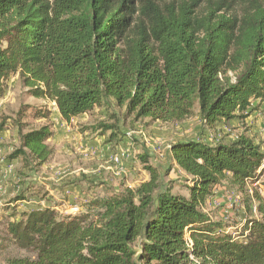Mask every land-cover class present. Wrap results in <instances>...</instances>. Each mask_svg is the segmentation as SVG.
Listing matches in <instances>:
<instances>
[{"label":"trees","instance_id":"16d2710c","mask_svg":"<svg viewBox=\"0 0 264 264\" xmlns=\"http://www.w3.org/2000/svg\"><path fill=\"white\" fill-rule=\"evenodd\" d=\"M11 75L67 124L100 110L106 121L82 132L109 133L108 144L144 119L197 115L213 130L264 106V0H0V99ZM30 114L13 120L19 143L6 159L21 163L18 174L39 172L55 153L50 125L27 131ZM168 156L190 178L189 196L174 194L147 157L150 179L96 203L95 220L23 211L8 232L34 257L10 264H264V195L254 186L262 147L245 135L186 138ZM225 181L242 193L253 186L260 218L246 221L242 238L204 212Z\"/></svg>","mask_w":264,"mask_h":264},{"label":"rangeland","instance_id":"374dc122","mask_svg":"<svg viewBox=\"0 0 264 264\" xmlns=\"http://www.w3.org/2000/svg\"><path fill=\"white\" fill-rule=\"evenodd\" d=\"M6 86L7 92L0 99V125L6 120V127L3 132L7 133L6 140H8V142H3L2 146L7 151L3 154L0 152V169L2 167L7 169V171L4 169L0 170V264H10V261L14 259L34 257V254L19 249L8 232L9 223L18 219L23 211L52 208L57 212L58 216L71 215L78 218L86 216L90 220H95L101 211L96 203L124 191L126 189L125 185H128L125 181L129 180L136 185L133 188H137L143 181H148L150 176L144 167L145 158L148 157L151 165L169 162V150L175 141L186 138L202 140L208 138L209 142L217 143L218 141H232L239 136L245 135L259 144L264 152V106L258 108L251 117L245 120H234L230 123H225L223 126L219 124L213 130L205 128L197 115L179 123L152 122L150 119H144L133 124L128 122L126 126H122V129L125 133H130L129 139L135 141L137 147L135 160L138 164L137 166H140L139 169L145 171L136 170V175L132 176L133 179L130 177L115 180L111 176L109 180L113 183L112 185L106 182L92 183L93 185H90L91 181L85 180L81 182L72 181L71 185L73 187L69 185L60 187L58 185L56 186L57 188L53 189L47 185L50 181L45 180L42 174L47 169L45 166L50 164V162H54L56 154L39 172L18 174V169L21 168L19 161L16 162L17 166L8 165L6 158L9 152L11 153L19 143L18 135L16 136L17 142L16 144L14 143L17 129L13 126V120L17 117V113L22 110L26 113H31L24 117L23 120L28 125L27 131L42 125H50L55 136L59 130L64 129L73 137L85 133L82 131L87 126L92 124L99 126L105 122V114H100V110H96L92 114L74 119L71 124L61 123L57 116L56 105L29 96L28 89L22 84L19 75H11L6 82ZM30 108L39 111H49V118L34 119L32 116L34 110H30ZM3 132H0V135ZM87 135L92 136L90 132ZM108 135L109 133L104 135V137L106 138ZM97 136L103 137L101 134H97ZM53 141L54 139L50 142V145L56 152V149L58 150L59 148ZM10 148H12L11 151L8 150ZM160 153H164L165 156L161 157ZM173 168L171 166L169 170L161 171V173H169L165 178L166 185L173 189L174 194L189 196L188 187L192 185L190 178L184 172L180 173L176 168L174 170ZM259 172L261 176L254 186L260 189L264 195V170ZM33 175H37L39 180L35 181ZM106 177L110 178L109 175ZM123 181L125 184H122ZM79 185L83 189L78 195L74 188ZM247 186L249 189H247V193H242L237 187H233L230 182L225 181L217 189L216 196L211 198L207 205L204 206V212L211 219L222 222L226 226L227 232L237 238L243 237L246 221L260 218L255 202H249L253 187L250 181H248ZM74 206L79 207L77 213L71 211Z\"/></svg>","mask_w":264,"mask_h":264},{"label":"crops","instance_id":"0c3cea01","mask_svg":"<svg viewBox=\"0 0 264 264\" xmlns=\"http://www.w3.org/2000/svg\"><path fill=\"white\" fill-rule=\"evenodd\" d=\"M57 116L60 120V114L58 111ZM61 123L63 122L61 121ZM220 125L223 126L225 124L222 123ZM2 134L4 135L2 136ZM2 134L0 135L1 154L7 151V149H3L2 147L3 142H8V140H6L7 133L3 132ZM90 135L92 136L87 135V133H81L73 137L64 129L57 132L53 142L59 149H56V152L54 153L56 154L54 162H50V164L45 166L47 169L46 171H43L44 173L42 174V177H44L45 180L50 181L47 184L48 186L55 189L58 185L60 187L63 185L72 186V181L81 182L85 180L91 181L90 185L98 182H106L112 185L113 183L109 180L111 179V176L114 177L115 180H120V178H130L136 175V170L145 171L139 169L140 166H137L138 164L135 160V150L137 147L135 141L132 139L125 137L120 144L113 145L106 143L104 136L99 137L97 136V133H90ZM16 136L17 134L14 136L15 144L17 142ZM207 141H209L208 138ZM11 149L12 148L8 150L11 151ZM154 164L159 167L160 171H166L173 166V170L176 168L177 171L183 173V171L181 172V170L175 165L173 159H170L167 163H161L159 165L157 163ZM12 165L13 167L17 166V163L14 162L11 166ZM3 169L7 171L4 167L0 170L2 171ZM48 169L49 171H47ZM107 175H109L110 178L106 177ZM33 176L35 181L39 180L37 175ZM124 181L122 184H125V182L128 183V185H125L126 188H133L136 186L129 180ZM74 189L79 195L83 188L79 185ZM60 190H62V188H60ZM117 190H119V188H117Z\"/></svg>","mask_w":264,"mask_h":264},{"label":"built area","instance_id":"2783aa9c","mask_svg":"<svg viewBox=\"0 0 264 264\" xmlns=\"http://www.w3.org/2000/svg\"><path fill=\"white\" fill-rule=\"evenodd\" d=\"M253 106H255V104H253ZM130 137L131 135H130V133H127V137ZM128 137V138H129ZM264 153V152H263ZM160 156L161 157H164L165 156V154L164 153H160ZM262 168H264V159H263V165H262ZM71 211L72 212H74V213H77L78 211H79V207H77V206H74V207H72L71 208ZM187 236H188V238H189V232H187ZM191 243V242H190Z\"/></svg>","mask_w":264,"mask_h":264}]
</instances>
